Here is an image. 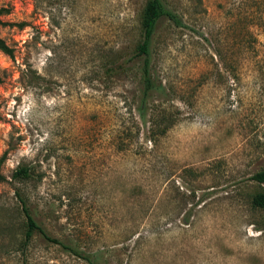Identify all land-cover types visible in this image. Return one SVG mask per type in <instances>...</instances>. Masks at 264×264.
<instances>
[{
	"label": "rangeland",
	"instance_id": "rangeland-1",
	"mask_svg": "<svg viewBox=\"0 0 264 264\" xmlns=\"http://www.w3.org/2000/svg\"><path fill=\"white\" fill-rule=\"evenodd\" d=\"M147 1L0 0V264H89L22 246L17 191L98 264H264V0H163L181 24L158 22L151 99L177 121L157 145L137 110Z\"/></svg>",
	"mask_w": 264,
	"mask_h": 264
},
{
	"label": "trees",
	"instance_id": "trees-1",
	"mask_svg": "<svg viewBox=\"0 0 264 264\" xmlns=\"http://www.w3.org/2000/svg\"><path fill=\"white\" fill-rule=\"evenodd\" d=\"M168 17L177 24H181V19L176 13L167 8L163 0H148L140 17L142 29V40L137 46L134 58L141 60V93L137 105L138 116L143 123L148 125V138L153 145H157L161 138L166 135L168 130L175 125L177 117L175 112L163 107L160 103H155L151 97L157 91H162L163 87L157 83L152 73L151 51L153 37L157 29L158 22L161 18ZM0 50L8 55H13V49L0 37ZM125 66V65H124ZM152 102V103H151ZM14 178L31 181L36 178L32 169L28 166L19 167L14 172ZM259 184H264V168L256 171L252 177ZM4 177L0 174V182ZM21 202L22 211L26 216V231L23 247L31 241L33 235L38 233L46 241L59 245L63 250L70 251L78 257L85 259L89 264H98L97 255L89 251H105V247L94 248L93 246L82 245L79 240L69 237L61 239L51 235L43 223V217L37 213L35 205L30 203L28 197L17 191ZM251 203L254 207L264 208V192L255 193L252 196ZM188 220V219H187Z\"/></svg>",
	"mask_w": 264,
	"mask_h": 264
}]
</instances>
